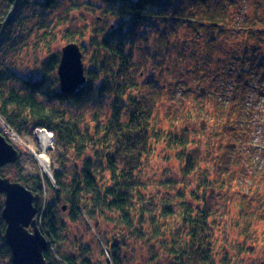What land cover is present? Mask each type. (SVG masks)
Instances as JSON below:
<instances>
[{
    "label": "trees",
    "instance_id": "obj_1",
    "mask_svg": "<svg viewBox=\"0 0 264 264\" xmlns=\"http://www.w3.org/2000/svg\"><path fill=\"white\" fill-rule=\"evenodd\" d=\"M60 2L0 0V117L21 138H33L38 129L55 138L49 153L54 182L36 164L27 173L18 168L20 161L6 166H17L12 177L0 170L3 178L41 197L36 220L48 242L46 264H131V256L146 264H213L214 230L221 219L213 206L232 193V184L260 181L258 195L264 194V165L254 161L248 140L252 115L244 112L246 92H242L249 91L244 82L252 71L264 69V0H85L84 5H93L101 16L89 29L81 24L76 31L63 23L60 31L66 45L79 44L83 56L91 57L86 84L73 96L60 92L61 53L52 47L58 31L51 18ZM70 2V8L79 7ZM158 24L167 29L158 32ZM147 29L158 32L165 43L170 34L186 29L192 45L210 50L218 42L234 40L238 67L234 66L231 104H225L229 96L225 84L217 94L221 102L217 109L205 110V103L198 101L194 111L202 132L205 124L215 126L208 139L215 143L208 142V153L213 148L219 151L203 172L196 171L188 149L192 146L188 133L190 128L195 131V125L189 121L183 133L165 129L150 97L134 80L135 41L146 38ZM29 39L36 41L32 47L43 51L36 66L19 57L30 50ZM201 59L219 62L215 53L211 59L206 51ZM203 93L198 100L206 99ZM208 101H213L211 95ZM105 102L108 111L100 115ZM89 105L97 109L87 117L80 108ZM162 143L173 150L179 172L171 175L162 169L154 177L146 168L154 147ZM194 172H200L194 181H185ZM46 192L49 198L44 201ZM3 207L0 201V261L12 264ZM80 220L87 231L96 230L100 237L110 234L102 244L101 259L88 256L82 238L74 252L63 249L65 225Z\"/></svg>",
    "mask_w": 264,
    "mask_h": 264
},
{
    "label": "rangeland",
    "instance_id": "obj_2",
    "mask_svg": "<svg viewBox=\"0 0 264 264\" xmlns=\"http://www.w3.org/2000/svg\"><path fill=\"white\" fill-rule=\"evenodd\" d=\"M70 1L78 3L79 7L70 8L72 4ZM84 1L61 0L60 5L51 18L53 24L57 25L58 31V38L52 45L53 50L61 53L63 47L66 46V42L63 41L61 35L62 32H60L64 27L63 23L67 24L68 28L79 31L81 24L87 25L89 29L91 28L90 23H93L101 16L96 9H93V5L91 7L85 6ZM190 8L187 11L192 13ZM82 14L84 16L79 18ZM164 29H167L164 24H158V32ZM147 32L146 38L139 37L135 41L134 59L131 65V71L135 77L134 80L138 83L143 93L150 97L156 107V118L161 120L165 129L176 128L178 130L177 133H183V127L189 126V121L195 125V131H191L190 128L188 133L192 145L188 149L192 153L193 165L196 167V171L203 172L208 164L207 161H210L212 157L216 160L219 151L217 148H213L208 153V142L215 143V141H208L215 126L213 123L205 124L202 132L201 122L196 118L197 113L195 114L194 111L198 101L205 103V110L217 109V102H220L217 94L221 92V85L225 84L229 94L225 104H231V99L234 96V82L232 83V81H234L233 79L236 75L234 66H237V63L234 62L236 59L234 52H237L234 40L218 42L217 46L210 50L201 44L192 45V35L186 29L170 34L171 36L169 35L166 43L164 38H159L158 32L149 29H147ZM88 33H90V30L86 32L84 38L88 39ZM35 43L36 41L29 39L30 50L24 56L19 55L23 61L28 59L30 62L27 61V63L34 66L38 64L43 55L40 46L32 47ZM204 51H206V54L210 53L211 59L215 53V57L219 58V62H208L209 60L207 59H201ZM90 58V53L83 56L85 72L90 68ZM22 60L19 61L22 62ZM252 72L250 79H245L244 82L248 84L249 91H242L246 92L244 112L252 115V136L248 140H250L249 143L252 145L254 161L257 165L263 166L264 69L259 73L254 70ZM183 86L185 90L181 89ZM200 91L204 92L206 99L198 100ZM208 95H211L212 102L208 101ZM104 100L107 101L109 98L105 97ZM235 100L240 101L241 98L235 97ZM107 104V102L104 103L103 112L100 115L107 113ZM96 109L97 106L89 105L80 108V111L88 117ZM72 111L75 112L74 109ZM242 119L247 123L246 115ZM0 134L21 154L18 168L24 167L27 173L33 171L36 164L43 172L45 171L37 158L38 156L42 157L50 163L49 153L52 149H43L40 142V134H36L33 138H21L15 135L13 137L9 134L6 136L1 126ZM52 147H54V144ZM37 151L41 154L39 155ZM173 154V150L167 148L164 143L156 145L153 154L150 155V164L149 168H146V173L158 177L161 170L164 169L171 175L177 174L179 172V164L174 159ZM207 154L211 155L208 156ZM238 156L240 157V155ZM18 168L17 166L12 168L4 167L3 174L12 177L17 174ZM199 173L194 172L189 175V178L186 177L185 181H194V177ZM259 182H247L244 185L232 184V193L229 192L228 195L222 196L220 202L213 206L216 217L221 218L217 219L219 225L214 230L211 254L213 264H264V194L259 193L260 196L258 195V192L261 191V187L257 186ZM247 192H249L247 195L244 194ZM48 198L49 195L46 192L43 200L45 201ZM4 200L5 197L0 194V201L4 202ZM85 228L86 224L82 220L78 224L67 223L64 228L67 244H64L63 249L74 252L77 248L76 241L82 238L83 246L89 249L88 256L92 259H101V249L104 250L102 244L110 237V234L100 237L97 235L98 232L96 230L87 231ZM129 260L131 264H146V262L139 263L133 256ZM0 264L6 263L1 260Z\"/></svg>",
    "mask_w": 264,
    "mask_h": 264
},
{
    "label": "water",
    "instance_id": "obj_3",
    "mask_svg": "<svg viewBox=\"0 0 264 264\" xmlns=\"http://www.w3.org/2000/svg\"><path fill=\"white\" fill-rule=\"evenodd\" d=\"M60 92L75 95L86 84L83 53L76 43L63 47L57 68ZM18 150L0 135V170L15 164ZM0 194L5 197L1 217L6 224L5 241L11 251L12 264H46L44 252L48 242L41 233L36 216L40 195L0 174Z\"/></svg>",
    "mask_w": 264,
    "mask_h": 264
},
{
    "label": "bare ground",
    "instance_id": "obj_4",
    "mask_svg": "<svg viewBox=\"0 0 264 264\" xmlns=\"http://www.w3.org/2000/svg\"><path fill=\"white\" fill-rule=\"evenodd\" d=\"M53 137L49 133L40 132V142L43 146V149L48 150L53 145ZM41 164L45 167L47 173H49L48 164L45 159L39 158Z\"/></svg>",
    "mask_w": 264,
    "mask_h": 264
},
{
    "label": "built area",
    "instance_id": "obj_5",
    "mask_svg": "<svg viewBox=\"0 0 264 264\" xmlns=\"http://www.w3.org/2000/svg\"><path fill=\"white\" fill-rule=\"evenodd\" d=\"M0 126L2 127V130L4 131V134L7 136L8 134L14 137H18V135L11 129V127L0 117Z\"/></svg>",
    "mask_w": 264,
    "mask_h": 264
}]
</instances>
